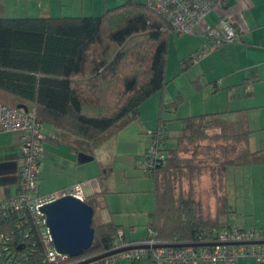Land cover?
<instances>
[{
	"label": "trees",
	"instance_id": "obj_1",
	"mask_svg": "<svg viewBox=\"0 0 264 264\" xmlns=\"http://www.w3.org/2000/svg\"><path fill=\"white\" fill-rule=\"evenodd\" d=\"M175 32L179 33L149 0H123L101 14L0 16V94L6 97L2 101L14 107L19 103L35 106L42 126L48 124L80 138L91 153L136 121L142 105L154 94H162L158 124L151 130V146L145 152L143 166L154 181L155 207L148 213V228L152 227L153 235L148 231L146 238L130 240L121 223L113 218L101 219L99 211L106 207L112 174V169L104 165L98 177L101 191L85 197L95 210L93 225L100 244L78 257L62 259L65 264L115 250L121 230L133 246L143 245L135 248L140 255L106 263L105 258L111 254L92 262L153 264V249L144 247L152 237L175 247L196 244L201 239L212 242L220 230L234 227L225 216L229 212L228 168L264 164V148L250 149L252 131L240 110L183 117L175 146L167 147L162 112L176 105V101L164 99L169 83V39ZM240 33L238 39L224 45L241 40ZM208 37L210 43L217 39ZM206 46L182 60L183 72ZM194 83L202 85L199 79ZM234 113L236 118L229 116ZM151 148L163 158L152 156ZM207 172L212 178L223 175L224 189L212 184L210 194L215 197L216 212L209 209L204 215L197 181ZM0 226L11 238L8 249L0 245V264H54L48 259L40 226L31 212L26 217L16 211L7 215L0 212Z\"/></svg>",
	"mask_w": 264,
	"mask_h": 264
},
{
	"label": "crops",
	"instance_id": "obj_2",
	"mask_svg": "<svg viewBox=\"0 0 264 264\" xmlns=\"http://www.w3.org/2000/svg\"><path fill=\"white\" fill-rule=\"evenodd\" d=\"M122 2L123 0H0V16H37L43 14L56 16L64 15L68 11L75 13L73 11L77 10L80 11L79 14H85L84 8L88 11H95V14L97 11L103 12L110 5L113 7ZM221 18L228 19L241 30L242 38L230 42L199 59L198 61H204L211 69H199V73H195L197 76L195 79H199L205 85L213 82L212 84L216 88L214 92L216 93L221 94L225 91L224 98L228 105L234 98L239 100V108H228L226 110L241 111L239 113L245 117L252 131L249 139L250 149H263L264 135L260 136L258 140L255 136L261 133L260 130L264 132V120L253 125L252 123L255 121L252 116L254 114H264V0H226L225 5L213 8L206 14L198 30L194 33L196 36H200L199 43H201L195 51L210 43L212 39L206 35V31L215 28ZM208 73H210V76L207 75ZM205 78L206 81L203 80ZM243 81H246V84L242 85ZM167 94V90H165L164 99ZM0 99L5 101L6 97L0 94ZM160 99H162V94L156 93L145 102L141 107V116L118 134V140L122 138L123 132L129 128L132 129L137 126L139 130L143 129L147 125L145 121L148 115L144 113L149 108L157 107ZM236 114H230L229 116L236 118ZM43 129L46 134V149L38 173L40 192L55 191L71 187L77 183L83 184L86 196L100 192L102 189L98 179L100 174H95L94 179L90 178L91 173H89L87 163L91 160H84L81 157L83 153L95 157L96 149L91 153V148L80 138L48 124H44ZM9 134L12 135L11 142L9 140L8 142H0V202L6 196L16 195L19 190L21 139L19 133ZM135 134L137 135V131H135ZM111 142H113V139H111ZM111 142L108 141L102 147L106 150L109 149ZM104 165L106 164H101V171ZM107 195L106 207L101 208L99 211L102 220L114 219L107 201ZM107 210L110 216L105 218ZM231 225L245 228V226H238L233 223ZM261 227H264V225H261ZM124 230L130 240L146 238H138L133 234H128L125 228ZM236 264L257 263L252 258H243L238 260Z\"/></svg>",
	"mask_w": 264,
	"mask_h": 264
},
{
	"label": "rangeland",
	"instance_id": "obj_3",
	"mask_svg": "<svg viewBox=\"0 0 264 264\" xmlns=\"http://www.w3.org/2000/svg\"><path fill=\"white\" fill-rule=\"evenodd\" d=\"M84 10L85 14H94L95 12L85 8ZM73 12L75 13L68 11L64 15L80 13L78 10ZM101 12L97 11L95 14H101ZM199 38L200 36L189 32H175L170 35L167 66L169 83L166 87L168 94L165 101H176V105L170 107L171 110L162 112V119L165 121L168 133L167 147L175 146V136L180 133L183 127V117L240 107L239 100H235V98L228 105L224 98L225 91L221 94L214 92L216 88L212 84L213 82L209 85L201 83L200 89V86L197 87L193 83L197 77L195 73L198 74L199 69H211L204 61L194 60L189 71L183 72L181 70L184 68L182 60L189 54L196 52L195 50L201 45ZM209 74L207 75L210 76ZM203 80L206 81L207 79ZM160 101L157 107L149 108L144 113L148 114L145 121L147 125L141 129L142 131L137 126L125 130L124 134H121L122 138L118 140L116 136L113 138V142L109 141L111 142L109 149H104L102 145L96 151L94 150L96 152L95 157L90 155L92 159L87 163L89 173H91L90 178L93 179L95 174L101 173V164H106V167L112 169V174L108 179L111 190L107 193L109 207L113 212L114 219L123 224L128 234H133L138 238L147 236L148 224L151 220L148 213L153 211L155 207L154 181L152 176L145 172L143 166L145 152L151 146V130L156 129L158 124ZM252 117L255 121L252 123L253 125L264 120V114H254ZM135 131H137V135ZM259 132L261 133L255 136L257 140L264 135L261 130ZM11 136L9 133L0 134V142H8V140L11 142ZM228 169L225 180L229 212L225 216L229 217L231 223L238 226H245V228L261 227L264 225V164ZM211 178L212 176L207 172L197 181L202 190L199 201L204 215L209 214V209L212 213L216 212L215 197L210 194L213 191L212 184L218 183L217 188L219 190L224 189L223 175L218 174L213 177L214 179L212 178L213 180ZM105 215V218L110 216L108 210Z\"/></svg>",
	"mask_w": 264,
	"mask_h": 264
},
{
	"label": "built area",
	"instance_id": "obj_4",
	"mask_svg": "<svg viewBox=\"0 0 264 264\" xmlns=\"http://www.w3.org/2000/svg\"><path fill=\"white\" fill-rule=\"evenodd\" d=\"M154 8L162 13L179 33H194L204 20L206 14L217 6H222L226 0H149ZM239 30L226 18H221L215 28L207 30L208 36H216V40L209 43L195 56L197 61L210 52L222 47L226 42L240 37ZM0 133L20 134L19 191L16 195L5 198L0 203V212L7 215L12 211L20 212L26 217L31 212L41 229L43 241L47 247L48 259L54 264H65L62 259L68 257L56 251L52 236L46 226L45 216L40 208L61 196L72 194L85 200L82 183L60 190L41 193L39 190L38 173L40 163L45 156V135L42 124L37 119L35 106L26 110L14 107L0 100ZM152 156L163 158L155 149H150ZM19 225V224H17ZM148 231L153 235L150 226ZM28 235L27 232H24ZM124 231L119 232L114 249L133 246L134 243L123 238ZM11 238L1 231L0 245L8 249ZM153 249V264H236L243 258H252L257 263H264V229L230 227L220 230L212 242L175 247L161 244L156 238H149L144 242ZM145 252V251H144ZM138 250L128 249L117 252L107 258L105 262L138 257ZM86 264H98L89 262Z\"/></svg>",
	"mask_w": 264,
	"mask_h": 264
},
{
	"label": "water",
	"instance_id": "obj_5",
	"mask_svg": "<svg viewBox=\"0 0 264 264\" xmlns=\"http://www.w3.org/2000/svg\"><path fill=\"white\" fill-rule=\"evenodd\" d=\"M17 107L25 110L28 108L23 103H19ZM81 157L84 160L92 159V156L85 154H81ZM40 210L45 216L46 226L52 236L54 247L60 254L68 257H78L86 249L99 246L100 242L96 238V231L93 225L95 210L85 200L72 194H67L44 204ZM137 247H143V245L116 249L74 264H86L105 256ZM144 247H149V245Z\"/></svg>",
	"mask_w": 264,
	"mask_h": 264
}]
</instances>
